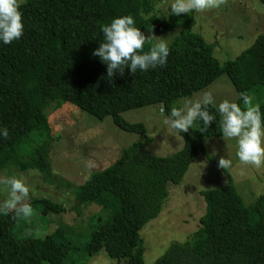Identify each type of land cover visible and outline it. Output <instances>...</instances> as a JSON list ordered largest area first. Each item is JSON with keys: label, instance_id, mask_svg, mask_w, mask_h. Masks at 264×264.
<instances>
[{"label": "trees", "instance_id": "1", "mask_svg": "<svg viewBox=\"0 0 264 264\" xmlns=\"http://www.w3.org/2000/svg\"><path fill=\"white\" fill-rule=\"evenodd\" d=\"M20 10L23 35L0 44V127L9 132L7 139H0V170L36 168L49 178L56 140L49 109L67 102L98 119L112 116L119 128L144 138L73 186L78 211L91 204L104 211L91 218L95 223L88 234L84 230L89 223L78 232V243L66 228L44 236L25 235L27 218L12 209L0 212V264H78L102 250L124 264H145L141 229L160 215L171 186L183 182L198 155L217 164L205 140L221 136L219 118L204 133H179L183 147L160 156L146 149L154 140L146 125L127 121L122 113L158 104L167 114L180 106L181 98L193 96L222 74L229 76L238 94L257 93L262 99L264 32L235 59L221 63L215 56L217 41L207 42L193 31L196 11L161 17L154 13V0H24ZM122 15H131L142 33L161 34L181 26L168 43L164 67L133 74L125 68L123 75L106 77V65L91 52L103 39L100 25ZM148 47L146 43L144 50ZM259 104L264 118V99ZM209 111L216 115L214 108ZM229 181L201 191L206 209L199 228L186 242L172 243L154 264H264V192L246 205ZM41 201L46 217L65 209L49 199ZM23 203L32 207L34 201Z\"/></svg>", "mask_w": 264, "mask_h": 264}, {"label": "rangeland", "instance_id": "2", "mask_svg": "<svg viewBox=\"0 0 264 264\" xmlns=\"http://www.w3.org/2000/svg\"><path fill=\"white\" fill-rule=\"evenodd\" d=\"M154 5V13L161 17H169V0L163 2L154 0ZM195 19L193 31L203 35L207 42L217 41L215 56L224 63L235 59L264 32V4L261 0H223L216 8L196 12ZM180 31L181 26H177L165 33L144 35L146 38L153 36V39H164L170 43ZM202 90H211L217 102L222 99L237 102L238 93L234 84L227 74H222L193 96L181 98L178 105L194 98ZM257 95L252 94L254 102L260 103L264 96L258 99ZM161 109V105L155 104L131 109L122 115L127 121L143 122L146 125L147 135L154 139L146 147L149 152L168 156L179 151L184 140L175 130L163 127L161 121L167 114L161 112ZM49 115L53 135L56 137L50 152L49 178H45L44 173L36 168L22 170L17 166H11L0 170V179L15 175L29 186V197L20 201H34L33 214L25 222L23 231L25 235L44 236L55 230L67 229L72 234L69 235L70 238L78 243V232L89 223L84 230L88 234L92 229L90 226L95 223V219L91 218L97 213L104 214V211L97 204L82 205L78 211L75 207L77 201L73 186L83 183L94 170L110 165L119 157L122 148L144 136L122 130L114 123L112 116L98 119L69 102L60 109L50 108ZM205 143L208 155L216 159L221 156L228 158L231 165L224 171L209 161L206 155L201 153L197 156L183 182L171 186L169 197L165 200L160 215L141 229L146 248L145 264H154L172 243L186 242L199 228V218L206 209L201 191L227 185L231 178L246 205L253 204L264 192V166L255 168L241 164L235 156L234 139L210 137ZM7 198V190L0 185V203ZM43 199H49L65 209L49 213L46 217L42 212ZM74 257L78 256L75 254ZM78 264H124V262L112 259L105 250H102L96 256H85Z\"/></svg>", "mask_w": 264, "mask_h": 264}, {"label": "clouds", "instance_id": "3", "mask_svg": "<svg viewBox=\"0 0 264 264\" xmlns=\"http://www.w3.org/2000/svg\"><path fill=\"white\" fill-rule=\"evenodd\" d=\"M223 0H169V15L201 12L218 7ZM21 0H0V44L18 41L24 32V22L20 10ZM103 39L94 48L91 56L98 57L106 65V77L124 74L125 68L133 74L164 67L169 54V44L164 39L146 36L135 26L131 15L114 17L110 22L100 25ZM148 44L147 50L144 45ZM236 100L222 99L219 102L211 90H202L197 96L183 101L179 107H171L161 121L165 129L177 133L190 128L204 133L211 123L219 118L221 138L235 140V156L243 165L255 168L264 166V118L260 104L247 92L238 94ZM216 115L210 113L209 108ZM9 136L6 127H0V139ZM231 160L221 156L218 168L230 167ZM0 185L7 190L8 198L0 203V212L14 210L16 216L29 218L33 209L28 203L20 204L22 198L29 197V186L17 176H5ZM19 205V206H17ZM39 234V233H37Z\"/></svg>", "mask_w": 264, "mask_h": 264}]
</instances>
